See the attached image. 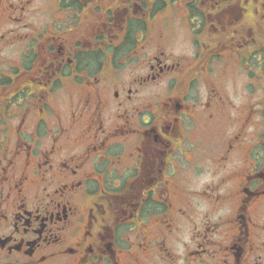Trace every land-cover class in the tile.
<instances>
[{
  "label": "flooded vegetation",
  "instance_id": "1",
  "mask_svg": "<svg viewBox=\"0 0 264 264\" xmlns=\"http://www.w3.org/2000/svg\"><path fill=\"white\" fill-rule=\"evenodd\" d=\"M0 264H264V0H0Z\"/></svg>",
  "mask_w": 264,
  "mask_h": 264
},
{
  "label": "rangeland",
  "instance_id": "2",
  "mask_svg": "<svg viewBox=\"0 0 264 264\" xmlns=\"http://www.w3.org/2000/svg\"><path fill=\"white\" fill-rule=\"evenodd\" d=\"M183 35H185V33Z\"/></svg>",
  "mask_w": 264,
  "mask_h": 264
}]
</instances>
